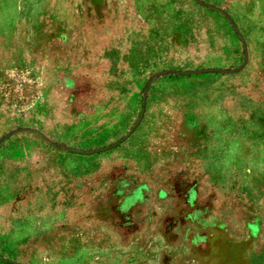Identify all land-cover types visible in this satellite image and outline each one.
<instances>
[{"label":"rangeland","instance_id":"rangeland-1","mask_svg":"<svg viewBox=\"0 0 264 264\" xmlns=\"http://www.w3.org/2000/svg\"><path fill=\"white\" fill-rule=\"evenodd\" d=\"M0 264H264V0H0Z\"/></svg>","mask_w":264,"mask_h":264}]
</instances>
